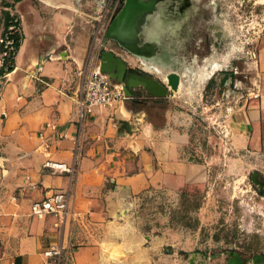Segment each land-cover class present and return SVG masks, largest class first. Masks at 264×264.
<instances>
[{"label": "rangeland", "instance_id": "374dc122", "mask_svg": "<svg viewBox=\"0 0 264 264\" xmlns=\"http://www.w3.org/2000/svg\"><path fill=\"white\" fill-rule=\"evenodd\" d=\"M131 1L121 29L126 0H0V87L17 54L3 38L2 11L20 21L12 31L42 56L79 55L84 82L105 50L161 82L179 73L177 90L154 97L137 88L125 105L161 131L159 139L179 143L181 160L205 164L207 176L141 193L134 220L187 250L188 264H227L234 252L255 264L264 256V119L251 123L250 107L264 96V0Z\"/></svg>", "mask_w": 264, "mask_h": 264}, {"label": "crops", "instance_id": "0c3cea01", "mask_svg": "<svg viewBox=\"0 0 264 264\" xmlns=\"http://www.w3.org/2000/svg\"><path fill=\"white\" fill-rule=\"evenodd\" d=\"M259 54L264 61V46ZM80 59L63 51L42 56L23 37L5 73L0 87V264H188L182 252L187 250L160 232L149 234L137 225L133 210L139 195L153 187L177 190L203 183L207 166L181 160V145L159 139L162 132L140 124L124 100L96 108L79 123ZM252 102L255 123L264 119V96ZM256 136L247 142L255 144ZM47 159L65 163L70 171L44 168ZM54 193L68 195V214L58 225L54 215L39 219L31 214L33 202ZM52 245L61 247L60 258L43 255Z\"/></svg>", "mask_w": 264, "mask_h": 264}, {"label": "built area", "instance_id": "2783aa9c", "mask_svg": "<svg viewBox=\"0 0 264 264\" xmlns=\"http://www.w3.org/2000/svg\"><path fill=\"white\" fill-rule=\"evenodd\" d=\"M126 98L123 84L115 82L107 73L101 71L100 64L96 65L89 72L81 90L76 94V116L77 121L82 123L96 108H108ZM46 127L56 129L53 124L47 123ZM59 137L65 134L59 133ZM43 167L52 172H69L70 168L61 162L47 159ZM31 214L36 218H44L47 215H54L57 219L55 225L64 223L68 214V195L66 193H54L41 201L31 204ZM45 257L60 258L62 249L59 245H52L43 251Z\"/></svg>", "mask_w": 264, "mask_h": 264}, {"label": "water", "instance_id": "95a60500", "mask_svg": "<svg viewBox=\"0 0 264 264\" xmlns=\"http://www.w3.org/2000/svg\"><path fill=\"white\" fill-rule=\"evenodd\" d=\"M133 4L131 0H126L125 6L121 10L118 23H121V29L126 26V21L129 17ZM100 69L107 73L112 79L123 84V90L126 97H132L138 87H142L147 93L154 97H162L168 94V87L172 90H177L180 83V75L177 72H169L166 75V81H159L145 73L135 74V71L128 69L121 58L117 57L112 51H103L100 56ZM127 70V77L124 78V73ZM129 122L124 121L123 128L130 131ZM263 256L258 254L253 257L255 264H260ZM249 258H243L240 254L234 252L228 253L227 264H246ZM189 264H194L193 258Z\"/></svg>", "mask_w": 264, "mask_h": 264}, {"label": "trees", "instance_id": "16d2710c", "mask_svg": "<svg viewBox=\"0 0 264 264\" xmlns=\"http://www.w3.org/2000/svg\"><path fill=\"white\" fill-rule=\"evenodd\" d=\"M3 14V38L5 40H11V55H15L19 46L21 45L23 39V33L21 31L16 30L15 32L12 29L17 28L20 25V21L14 16L11 15L9 11H2ZM6 41H2L1 46L5 45ZM8 45L6 46V48ZM3 51L4 48H2Z\"/></svg>", "mask_w": 264, "mask_h": 264}, {"label": "flooded vegetation", "instance_id": "af4514ba", "mask_svg": "<svg viewBox=\"0 0 264 264\" xmlns=\"http://www.w3.org/2000/svg\"><path fill=\"white\" fill-rule=\"evenodd\" d=\"M123 43V42H122ZM128 70V69H127ZM127 70L125 71V73H124V78H126L127 77V75H126V73H127ZM135 74H138V73H135ZM138 88H142V87H138ZM138 90V89H137Z\"/></svg>", "mask_w": 264, "mask_h": 264}, {"label": "bare ground", "instance_id": "6f19581e", "mask_svg": "<svg viewBox=\"0 0 264 264\" xmlns=\"http://www.w3.org/2000/svg\"><path fill=\"white\" fill-rule=\"evenodd\" d=\"M99 1H101V0H99Z\"/></svg>", "mask_w": 264, "mask_h": 264}]
</instances>
